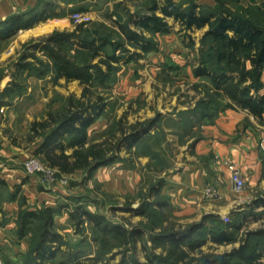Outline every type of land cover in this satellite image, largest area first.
Listing matches in <instances>:
<instances>
[{"label":"trees","instance_id":"1","mask_svg":"<svg viewBox=\"0 0 264 264\" xmlns=\"http://www.w3.org/2000/svg\"><path fill=\"white\" fill-rule=\"evenodd\" d=\"M217 2L215 6L208 7L197 0H190L188 4L187 0H163L161 3L152 0L149 12H130L125 21L118 17L113 19L118 39L108 32L101 33L99 27L91 31L84 24H79L73 30H54L46 37L27 43L26 46L34 51L23 52L18 66L38 76L53 72L56 80L63 76L68 80L78 79L85 86L80 97L68 95L62 107L49 109L45 117L31 122L29 130L32 140L42 138L35 154L40 155L60 175H71L83 170L86 178H90L100 166L120 161L121 150L131 151L150 134L161 113L150 120L129 126L121 122L119 136L113 132L101 140H90L88 128L105 112L108 104L106 96L96 92L98 87H107L121 64L136 60L158 47L157 34L171 30L167 16L179 19L186 29L208 24L209 28L202 38V48H207L202 50L201 56L204 57H200L202 63L197 66L196 73L198 76H208L218 94L225 95L222 93L225 90L231 100L256 114H262L264 94L259 91L263 86L264 17L258 18L251 6L243 7L235 0ZM235 2L237 7L233 6ZM52 7L54 3L46 1L41 12L33 9L26 14L11 15L0 22V26L7 28L8 24L13 25L24 16L27 17L25 25H32L51 16L53 13H49L47 8ZM157 9L163 16L156 13ZM262 10L261 15L264 16ZM37 51L43 55H38ZM203 101L199 102L207 103ZM186 113L209 116V113H201L198 106L188 109ZM1 182L5 183L0 179ZM164 184L165 179H159L152 186L154 194ZM84 198L80 194L67 193L59 196L56 205L21 207L17 221L18 233L21 237H27L30 243L29 250L21 256V264L96 262L101 257L100 249L128 241H133V247L136 248L138 240L143 242L145 260H140L136 251H132L133 247H128L117 264H264V247H260L264 240V226L246 229L241 244L230 250L221 253L205 251L202 247L208 240L217 245L236 241L237 231L241 230L244 220L226 221L210 212L199 222L153 233L142 225L127 227L105 213L91 210ZM22 201H25L24 197ZM260 205H264L262 198L249 206L252 208L245 211L244 218L248 220L250 215L255 219L264 216V209L261 212L255 209ZM161 208L172 211L173 204L165 200H144L137 207H127L135 214L144 216L139 224L144 222L145 217H156ZM63 211L69 214L73 230L84 234L86 238L72 242L69 234L62 232L55 215ZM88 233L91 234L90 238ZM149 239L154 247L165 248V252H154L148 245ZM84 240L88 244H97L98 252L96 250L92 255V251L83 248L81 244Z\"/></svg>","mask_w":264,"mask_h":264},{"label":"crops","instance_id":"2","mask_svg":"<svg viewBox=\"0 0 264 264\" xmlns=\"http://www.w3.org/2000/svg\"><path fill=\"white\" fill-rule=\"evenodd\" d=\"M46 1L50 0H0V22L11 15L26 14L33 9L41 12ZM51 1L54 8L47 9L53 14L47 18L27 26V17L24 16L13 25L8 24L7 28L0 26V179L5 181L0 183V256L5 264H21V256L30 248L28 238L18 233L21 207L56 205L59 195L57 188L44 186L38 176L28 174L24 166L42 138L31 139L24 148L20 140L5 133L4 129L17 130L24 123L27 126L35 119H42L50 109L54 93L76 95L78 84L79 88L84 87L78 79L68 80L63 76L56 80L53 72L38 76L17 65L21 55L16 53L17 48L48 31L64 30L62 26L67 24L65 19L69 17V11L78 4L76 0ZM156 13L163 16L160 9ZM166 20L171 30L157 34V48L124 66L121 71L123 79L115 86L117 93L130 99L153 94L154 85L165 73L173 75L174 72L176 75L178 72L183 79L193 83L205 77L196 73L198 64L193 60L190 45L195 39L191 38V30L202 29L201 34H204L208 24L186 29L174 16H167ZM171 20L175 21V25L179 21L181 30L174 27ZM183 32L184 38L180 35ZM262 82L260 94H264V69ZM227 98L225 108L216 115L202 117L200 114H187L182 119L188 124L189 132L181 145L176 170L166 183L182 214L218 213L243 203L240 201L243 197L238 196L230 180V164L234 161L241 164L246 177L248 198L253 196L254 191L264 190V112L256 114ZM104 113L89 127L100 120L105 123ZM70 152L71 149L68 150ZM210 185L219 189L220 195L216 199L204 194L205 188ZM23 197L25 201H22ZM55 220L63 233L70 234L72 226L66 211L56 214ZM47 264L60 263L48 261Z\"/></svg>","mask_w":264,"mask_h":264},{"label":"rangeland","instance_id":"3","mask_svg":"<svg viewBox=\"0 0 264 264\" xmlns=\"http://www.w3.org/2000/svg\"><path fill=\"white\" fill-rule=\"evenodd\" d=\"M157 1L161 3L163 0ZM189 1L187 0V4ZM197 1L203 5H208V7L215 6L218 3L217 0ZM224 1L227 2L229 0ZM235 1H238L243 7L246 6L249 8L251 6L253 8L252 11L258 18L264 17L261 15L262 9H264V6H262L264 5V0ZM76 2L78 4L71 8L69 17L65 19L67 24L62 26V28L73 30L79 24H84L85 28L95 31L99 27L101 33L104 31L108 32L115 39H118V35L115 32L113 19L118 17L125 21L130 12H149V7L152 4V0H76ZM236 3H233L234 7H237L236 5L238 4ZM76 11L90 14L91 19L87 22L74 20L71 14ZM176 22L178 24L175 25V21L173 22L171 20V23H174V27L180 29V22ZM53 31H48L43 35L29 39L23 46L17 48L16 53L20 52V54H23V52L34 51L30 46L28 48L26 44L30 43L36 37L37 39L46 37ZM201 32L202 29L191 30V38L195 39H193L194 42L191 43L190 49L193 60L198 65L202 63L200 57H202L203 48L204 50L207 48V46L202 48L204 34H201ZM146 34L150 35L148 32ZM180 35L183 37L185 33L183 32ZM156 39H158V36ZM16 53L14 52L12 54L15 55ZM37 54L43 55L40 51H37ZM126 65L127 63L121 64L120 69L116 72V76L107 87L99 86L96 90L97 93L99 92L106 96L108 104L103 117L105 123L100 120L95 126L88 128L90 140L104 139L109 137L113 132L119 136L121 134V122L129 126L135 122L150 120L158 113H161L156 127H153L150 130V134L146 135L131 151L126 149L121 150L119 152L121 155L120 161L99 167L90 178H86V173L83 170L76 171L71 175H60L57 170H54L52 174L45 170L34 175L38 176L41 184L44 186L51 189L57 188L59 196L67 193L85 196L84 201H86L87 206L91 210L105 213L112 220L122 222L127 227L133 228L135 225H142L147 227L148 232L152 231L153 233H157L161 229L182 228L190 223L199 222L206 213L191 212L189 214H182V209L178 206L179 204L175 202L176 200L168 192L169 186H166V183H168V179L172 176L173 171L176 170L177 163L179 162L178 156L181 153V145L186 140L189 132L188 124H186L185 120H182L186 117L188 108L196 104L194 108L198 106L201 113H209V116L216 115L225 108L223 106L226 105L228 100V96H226L227 92L222 90V93L225 95L218 94L215 85L209 77L205 76L199 82L193 83L183 79L182 74L177 72L175 75L173 72V75L168 73L161 75L162 77L158 80V84L153 87V94L143 96L142 98L130 99L123 94L117 93L115 89L116 84L123 79L121 71ZM84 87L81 89L78 84L77 97L82 95ZM67 97L68 95L54 93L50 100V109L62 107L66 103ZM202 100L207 103L204 101V103H200ZM204 107L207 108L205 109ZM29 128L30 125L28 124L26 126L24 123L17 130L5 128L4 132L9 135H14L24 144V148H27L28 141L32 139L31 132L28 130ZM33 155H36L35 152L30 156ZM37 156L44 162L40 155ZM161 178L165 179V184L161 186L157 194H154L152 186ZM230 180L238 196L243 197L240 200L243 203L234 206L228 211L212 213L218 214L226 221L233 219L236 222H242L243 220L244 222L242 223L241 230L237 231L236 241L217 245L213 244L211 240H208L202 247L205 251L221 253L230 250L241 244L242 235L246 229L264 226V216L255 219L250 215L248 216V220L244 218L245 211H250L252 208L249 207L251 204L260 198L264 199V190L254 191L253 196L248 198L246 196L247 180L245 179V186L241 190L235 189L234 182L231 179V173ZM144 200H165L173 204V209L171 211L161 208L156 217H145L144 222L139 224L144 216L135 214L133 211L128 210L127 207L129 205L137 207ZM255 209L261 212L264 206L260 205ZM87 236L90 238L91 234L88 233ZM68 237L72 242H78L85 236L82 233L75 232L71 227V232ZM83 242L81 246L92 251L91 253L94 255L97 250V244H88L86 240ZM133 245V241L120 243L119 245H109L105 249H100L101 257L99 261L91 262L87 260V264H117L122 259L124 253H126L128 247H133ZM148 245L154 249V252H165V248L162 246L154 247V243L150 239L148 240ZM135 246L136 248L133 247L132 251H136L135 254L140 260H145L142 240H138ZM260 247H264V240L261 241Z\"/></svg>","mask_w":264,"mask_h":264},{"label":"built area","instance_id":"4","mask_svg":"<svg viewBox=\"0 0 264 264\" xmlns=\"http://www.w3.org/2000/svg\"><path fill=\"white\" fill-rule=\"evenodd\" d=\"M71 17L79 22H87L91 19L90 14L82 12V11H76L71 14ZM231 169V179L234 182V187L236 190H241L245 186V179L244 173L242 171L241 164L237 161H234L230 164ZM25 169L28 174H37L41 171L47 170L48 173H54V168L48 166L46 163H44L37 155L30 156L25 161ZM204 194L212 199H216L219 196V191L217 187L210 185L207 186L204 190ZM0 264H5L4 260L0 256Z\"/></svg>","mask_w":264,"mask_h":264}]
</instances>
